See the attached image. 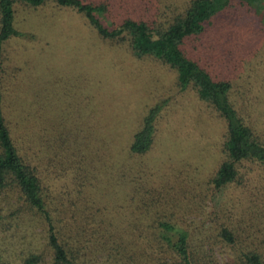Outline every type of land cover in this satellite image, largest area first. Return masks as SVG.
Wrapping results in <instances>:
<instances>
[{
  "label": "rangeland",
  "instance_id": "obj_1",
  "mask_svg": "<svg viewBox=\"0 0 264 264\" xmlns=\"http://www.w3.org/2000/svg\"><path fill=\"white\" fill-rule=\"evenodd\" d=\"M103 1L113 12L135 18H145L157 10L155 5L169 10L164 5L184 2ZM13 6V24L22 34L4 43L3 108L12 132L34 153L44 182L51 184L52 200L64 203L58 216L65 231L77 229L78 237L86 233L92 242L128 252L135 262H152L157 255L165 257L163 246L158 252L148 241L157 216L167 211L165 217L178 224L179 215L190 230L213 235L211 227L231 221L226 206L236 201L238 209L250 206L258 213L255 219L238 221L239 244L253 243L264 251V187L243 190L232 184L220 192L209 188L201 215L177 209L170 215L163 198L145 208L141 204L144 190L152 196L151 189L157 187L176 193L181 205L192 192L209 185L205 180L221 159L222 121L192 89H179L173 71L159 60L137 57L125 44L101 38L70 7L50 0L36 6L15 0ZM238 10L229 20L220 14L209 51L195 52L211 75L229 78L234 97L251 98L245 108L252 113L262 110L255 101L264 105V40L255 32L258 17ZM155 102L163 106L153 143L142 154H129L131 134ZM256 117L257 123L264 122V110ZM12 229L5 232L6 241L15 239ZM44 234L38 215H27L15 232L18 246H13L11 260L19 248L45 249ZM215 247L221 258L217 249L224 248L219 242ZM105 251L95 252L96 262L119 264L118 256Z\"/></svg>",
  "mask_w": 264,
  "mask_h": 264
},
{
  "label": "trees",
  "instance_id": "obj_2",
  "mask_svg": "<svg viewBox=\"0 0 264 264\" xmlns=\"http://www.w3.org/2000/svg\"><path fill=\"white\" fill-rule=\"evenodd\" d=\"M14 1L0 0V264H99L95 261L97 250H107L106 255L118 256L119 264H264L263 250L253 243L239 244L242 226L238 221H250L258 213L250 206L238 209L236 201L231 202L232 206H226L231 221L219 222L211 227L213 235L190 230L185 218L179 215L176 216L179 217L176 220L178 224L165 217L167 211L157 216L151 223L154 234L148 241L154 242L158 252L163 246L165 257L157 255L152 262H135L128 252L119 250L117 246L105 247L96 239L90 241L86 233L78 237L77 229L74 232L63 229L58 213L64 203L52 200L51 184L44 182L33 160L34 153L29 152L28 146L19 142L12 132L10 118L3 108L4 43L11 36L22 34L13 24ZM18 1L36 6L48 0ZM50 1L81 13L101 38L125 44L137 57L150 55L167 65L174 73L175 85L179 89H192L222 121L218 149L222 156L205 180L209 185L200 188L201 191L192 192L191 198L187 197L181 205L177 202L176 193L168 190L164 193L156 187L151 189L150 196L144 190L146 199L141 201L144 208L163 198L169 204L170 215L172 211L174 214L172 209L180 213L200 214L209 188L220 192L232 184L243 190L264 187V122H256V113L264 110V105L255 101L262 106V110L259 107L257 111L249 112L245 107L251 98L234 97L235 90L229 78L211 75L195 52L209 51L220 14H226V18L230 16L229 20L239 15L240 8L258 17L260 27L255 32L264 40V0H184L177 7L164 5L169 10H159L155 5L157 10L147 13L145 18L113 12L103 0ZM162 106V103L155 102L147 107L127 144L129 154H142L151 147ZM66 207L71 210L68 202ZM33 214L38 215L43 223L46 248H19L13 261V246H18L15 232L24 218ZM200 222L203 226V219ZM11 228L10 235L15 239L6 241L4 234ZM81 232H84L82 228ZM218 242L224 248L217 249L222 252L221 258L216 255Z\"/></svg>",
  "mask_w": 264,
  "mask_h": 264
}]
</instances>
